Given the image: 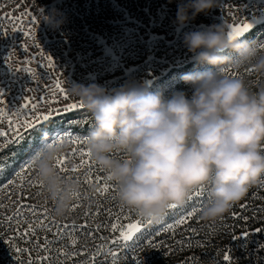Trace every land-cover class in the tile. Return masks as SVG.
<instances>
[{
	"label": "rangeland",
	"instance_id": "obj_1",
	"mask_svg": "<svg viewBox=\"0 0 264 264\" xmlns=\"http://www.w3.org/2000/svg\"><path fill=\"white\" fill-rule=\"evenodd\" d=\"M75 1L78 0H39L44 6L43 11L57 8L65 17V22L54 28L40 21V12L37 11L34 0H0V90H3L5 101L0 103V108H8L9 116L13 120L16 119L14 116L16 108L26 102L25 97L28 98L30 107L32 104L39 105L33 111L47 112L50 109H59L58 112H53L50 118V123L58 122V127L48 131V140L55 139L64 131L72 133L73 136L87 135V130L77 127L72 129L68 126L83 123L85 119L91 117L85 107L63 110L64 105L78 100L72 98L70 94V98L65 99L64 94L58 91L53 98L49 90H55L57 79L67 91L66 84L71 85L76 82L85 84L97 82L111 89L130 79H143L152 90L163 89L167 97L174 90H190V86L180 79V75L197 67L193 53L188 51L183 43L185 32L204 29L212 23H220L223 19L228 25L249 21L252 24L249 32L253 28L261 27L249 38L264 43V0H219V7H214L207 13L202 12L185 24H179L175 20L176 0H99L102 1L101 10L73 19L70 16L76 12L69 4ZM160 3L164 6H160ZM80 28L82 39L74 41L75 38L65 36L71 29ZM33 29L35 42L24 35L25 32ZM24 44L29 46L26 51ZM10 53L12 68L6 62ZM49 55L53 57L55 67L45 66L46 57ZM29 65L35 70V77L32 73L22 70ZM199 67L203 69L215 66L199 65ZM225 71L230 75L236 74V70L231 65H227ZM240 73L246 76L253 88L264 83V78L255 74L250 67L240 69ZM41 100L44 102L41 103ZM67 112H74V118L62 121V116ZM24 118V116L19 117L20 120ZM28 118H31V115ZM44 123L49 122L41 121L36 125L37 129L43 127ZM0 129L8 132V139L16 141L6 143L0 140V160L7 164L5 170H0V225L4 222L7 234L4 239L7 245L0 246V264H21V260L29 259V254L16 252V247L32 248V257H35L37 252L35 243L28 242L32 241L33 237H21L19 231L13 232L6 219V217H14L18 207L17 202L21 201V191L24 193L22 202L25 205L44 206L48 208L50 216L55 215L51 211L50 201L38 199L37 194L41 191L38 183L20 189L17 180L16 185L4 187L12 177V173L18 170L30 155H33L32 149H37L42 144V137L35 140L40 130L20 127L19 131L23 138L18 139L11 130L8 119L0 121ZM64 142L69 146L65 153L71 156L74 145L69 139H65ZM22 151L26 152L23 158L10 159L11 152ZM71 166L72 164L68 165ZM93 171L101 176L105 175L98 168ZM28 175L36 177L33 168L29 170ZM72 178L76 179V176L73 175ZM258 184L252 186L246 196L236 202L223 219L213 222L202 221L198 213L184 225L178 226L174 234L172 231L160 230V224L164 221L153 225L148 232L142 230L141 234H138V241L134 238L133 241L128 242L132 247L125 249L121 245L119 249H114L119 253L117 264H264V231H255L257 228L264 229V188L258 187ZM93 185L96 187L93 188ZM97 187L98 184L83 182L80 186V200L73 201L78 206L71 210L68 218L60 219L55 216L56 219L68 223L75 221L77 225L87 219L89 227L105 223L108 218L105 211L102 210L98 215L88 217H85V211L89 208L94 211L99 205L102 209L110 208L115 212L118 211L117 206L120 202L106 197H94L93 193ZM91 195L93 197L89 198ZM106 195L111 197L113 192L110 191ZM209 199L204 201L202 207ZM244 203L247 204L246 208L238 207L239 204ZM182 206L191 207L189 202ZM20 210L23 213L20 217V227H25L24 218L31 220L33 217L26 207ZM233 211L239 215L232 217L230 213ZM244 217L248 219L245 220ZM165 220L167 223H172L171 216H166ZM15 223L13 219L12 227H15ZM192 228L196 229L195 233L192 232ZM85 231L77 230L79 239L76 247L86 248L89 251H94L96 245L101 243L108 247L110 240L107 242L93 240L91 237L97 236V233L85 234ZM243 232L249 233L247 238L241 236ZM54 233V228L52 232L47 233L49 239H52ZM37 234L43 242V230H39ZM226 234L230 237L227 241ZM99 235L114 238L110 229L103 230ZM233 236L239 238L233 239ZM149 240L156 246L150 247ZM67 243L68 240L63 239L56 245H50L53 258L56 256L55 248ZM225 254L230 257L228 262L224 260ZM88 259V254L82 251L81 255L72 258V262L79 264L80 261ZM104 262L112 264L111 257L99 255L95 260V264H104Z\"/></svg>",
	"mask_w": 264,
	"mask_h": 264
},
{
	"label": "clouds",
	"instance_id": "obj_2",
	"mask_svg": "<svg viewBox=\"0 0 264 264\" xmlns=\"http://www.w3.org/2000/svg\"><path fill=\"white\" fill-rule=\"evenodd\" d=\"M34 5L40 21L54 28L65 22L59 9L43 11L39 0ZM214 7L219 0H179L175 20L185 24ZM228 31L223 19L184 33L183 43L197 65L180 75L190 90L166 97L143 79L111 89L97 82L66 84L92 118L87 146L117 186L116 199L144 218L161 220L170 204L185 205L203 186L210 199L199 219L217 221L264 181V83L253 88L240 73L250 67L264 78V47L254 38L230 39ZM227 65L235 75L226 73ZM48 136L43 134L47 142L33 154V171L43 182L37 197L50 201L52 213L65 219L80 185L56 166L68 144Z\"/></svg>",
	"mask_w": 264,
	"mask_h": 264
},
{
	"label": "snow or ice",
	"instance_id": "obj_3",
	"mask_svg": "<svg viewBox=\"0 0 264 264\" xmlns=\"http://www.w3.org/2000/svg\"><path fill=\"white\" fill-rule=\"evenodd\" d=\"M252 28V24L247 22L242 23H232L229 25L228 35L230 39L243 37L249 30ZM26 37L35 42V30H29L24 33ZM39 45H37L38 47ZM28 44H24V50L28 49ZM261 47H264V43H261ZM43 55V52H41ZM11 53L7 57V63L12 68L10 63ZM47 63L46 67L52 68L55 67V63L52 56L46 57ZM227 67V66H226ZM225 67V68H226ZM25 72L32 73L33 77H35V70L29 66L24 67L22 69ZM232 75H235L233 73ZM53 98L56 95V92L64 94L65 99H69L68 91L62 86V82L57 79L55 81V90H49ZM4 94L3 90H0V103H5L3 100ZM25 103L22 104L20 107H17L14 113L16 117L15 120L9 116V109L8 108H0V121L4 119H8L9 126L11 130L15 133L18 139H22V134L20 133V127H25L27 129L33 130H40L44 131L43 127L41 126L37 129L36 125L40 124L41 121L50 122V118L53 115V112H58L59 109H50L47 112H38L33 111L34 109L38 108V104H32L31 107L29 106L28 98L25 97ZM44 101L41 100V103ZM84 104L82 101L73 102L70 104H66L63 106L64 111L72 110V109H83ZM31 115V118H28ZM24 116L23 120H20L19 117ZM34 121L36 123H34ZM45 133H47L45 131ZM65 139H69L74 147L71 149V156L67 153H64L60 157H58L56 166L58 167L59 171L63 173L66 177L71 179L73 175L76 176V180L79 185L82 182H87L89 184L95 183L98 184L99 187L95 189L93 193L94 197H106L112 200H117L114 192L116 190V185L111 181V178L107 175H99L93 171V169H100L96 162L94 161L91 151L87 146V135L81 136H73L72 133L67 131L62 132L59 134L52 142H61L63 143ZM0 140H4L6 143H15V140L8 139V132L5 129H0ZM47 140L42 137V143H46ZM37 149H32L33 154L36 152ZM14 155V154H13ZM78 159V162H76ZM69 164H72L71 167H68ZM6 162L0 160V170L6 169ZM33 155H30L29 158L20 165L18 170H15L12 173V177L8 179L7 185L4 187H9L17 184V180L19 181L18 187L20 189H24L25 186H33L34 183H38L40 186L42 185V180L36 175L35 178L28 175L30 169L33 168ZM83 170V172H82ZM260 188H264V181L257 185ZM110 191L113 192L111 197H107V193ZM21 201H18V207L16 209V213L14 217H6L10 230L13 232L19 231L21 237L31 236L33 237L32 241H28L29 243H35L37 252L35 257H32V248H20L16 247L15 250L18 253L27 252L29 254V259L27 261L21 260V264H74L72 262V258L81 255V252L84 251L88 254L89 259L87 261H80L79 264H95V260L99 255L110 256L112 260V264H117V257L119 255L118 251L114 249H119L121 245L126 248L132 247L128 242L133 241L134 238L139 239L138 234H141L142 230L144 232H148L153 225L164 221V223L160 224L161 231H172L174 234L175 229L180 226L184 225L187 221L197 216L199 211L202 208L204 201L210 198V192L205 187L201 186L193 191L191 197L189 199V204L191 207L177 205L172 203L169 205V211L166 216L172 217V223H167L165 217L159 221H155L152 219H147L140 216L134 209L126 207L122 203L118 204V211H112L110 208L102 209L99 205L96 206L95 210L93 211L91 208L85 211V217L90 215H98L100 211H105L109 217L108 222L96 225L95 227H89L88 220L85 219L84 223L79 225L76 224L75 221L68 223L63 221H58L55 216H50L49 210L47 207L35 205V204H27L25 205L22 202L23 198V191L20 193ZM255 195V192H253ZM75 199L74 201H78L81 198V192L77 191L74 193ZM88 198V197H85ZM77 203L73 202L71 206V210L77 207ZM27 208L28 212L32 214L33 219L24 218L25 227H20L21 220L20 217L23 216L21 212V208ZM238 207L241 209L246 208L247 204H239ZM179 210V211H178ZM230 215L232 217H237L239 214L235 211L231 212ZM138 217V218H136ZM15 219V227H12V221ZM223 219V217H221ZM247 220V217H244ZM127 220L128 222L125 223L124 221ZM55 229V233L52 239H49L47 233L52 232V229ZM86 230L85 234L94 232L99 234L103 230L110 229L111 233L113 234L114 238L98 235L92 236L91 239L102 240V241H109L110 243L106 248L103 243L97 244L94 251H89L86 248L76 247L78 245V235L77 230ZM39 230H43V242L40 241V237L37 234ZM193 233L196 232L195 228L191 229ZM256 232L264 231V229L257 228L255 229ZM118 234V235H117ZM150 234V233H149ZM249 235L248 232L241 233V236L247 238ZM239 237L233 236V239H238ZM12 238H10L11 240ZM67 239L68 243L63 246H59L55 248L56 256L53 258L52 255V248L50 245H56L58 241ZM191 239V238H188ZM149 246L155 247V243L149 240ZM189 246H191L189 244ZM44 253H47L45 255ZM63 257V259H61ZM19 259V257H18ZM224 260L228 262L230 257L228 254H225ZM106 264V262H104Z\"/></svg>",
	"mask_w": 264,
	"mask_h": 264
},
{
	"label": "trees",
	"instance_id": "obj_4",
	"mask_svg": "<svg viewBox=\"0 0 264 264\" xmlns=\"http://www.w3.org/2000/svg\"><path fill=\"white\" fill-rule=\"evenodd\" d=\"M101 2L102 1H99V0H78V1H75V3H71L69 4V6L72 8V10H75V14L70 16L72 17L73 19H77V18H81L83 16H86L85 14H88L90 12H96V11H99L101 10L102 8L100 7L101 5ZM178 2L179 0H176L175 3L176 5L178 6ZM161 4V3H160ZM163 4H161L160 6H162ZM164 6V5H163ZM105 9V8H104ZM80 23V22H79ZM81 24V23H80ZM264 25V23H263ZM78 27V24L76 25ZM82 27V25H80ZM261 27H256V28H253L248 34H246L244 36V38H249L251 36H253V34H256V32L260 29ZM81 33H82V29H71V31H68L66 35H68L70 38L74 39V41H77V40H80L82 39L83 37H81ZM75 113L74 112H67L65 113L63 116H62V121H67L69 119H72L74 118ZM58 123V122H57ZM55 123V124H52V123H44L43 124V127L44 128V131H40L39 134L37 136H35V140H38L40 139L41 137H43V134L45 133V131L48 133V131H53L55 128H57L58 124ZM92 126V118H87L85 119V121L82 123H79V124H69L68 128H72V129H75V127H77L78 129H81V130H87L89 131V129L91 128ZM14 154V155H13ZM26 154V152H11V156H10V159L14 160V159H21L24 157V155ZM83 183V182H82ZM82 183L80 184V186L82 185ZM93 196H89V198H92ZM109 220V217L107 218L106 222H108ZM6 222V221H5ZM105 222V223H106ZM5 230H6V225L3 224L0 225V246H6V242H4V239L6 238L7 234L5 233ZM230 231V230H229ZM100 234V233H99ZM97 234V236L99 235ZM230 237L228 234L225 235V240H229Z\"/></svg>",
	"mask_w": 264,
	"mask_h": 264
}]
</instances>
